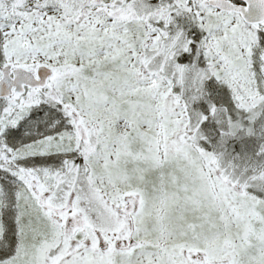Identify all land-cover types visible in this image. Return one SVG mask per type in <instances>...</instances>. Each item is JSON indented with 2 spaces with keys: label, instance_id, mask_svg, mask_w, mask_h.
<instances>
[{
  "label": "snow or ice",
  "instance_id": "6c2138e0",
  "mask_svg": "<svg viewBox=\"0 0 264 264\" xmlns=\"http://www.w3.org/2000/svg\"><path fill=\"white\" fill-rule=\"evenodd\" d=\"M0 264H264V0H0Z\"/></svg>",
  "mask_w": 264,
  "mask_h": 264
}]
</instances>
